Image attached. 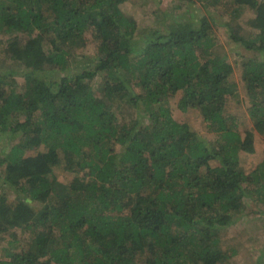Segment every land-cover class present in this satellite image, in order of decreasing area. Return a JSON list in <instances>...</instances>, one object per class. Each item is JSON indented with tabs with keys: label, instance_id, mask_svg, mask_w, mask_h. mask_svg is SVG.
<instances>
[{
	"label": "trees",
	"instance_id": "trees-1",
	"mask_svg": "<svg viewBox=\"0 0 264 264\" xmlns=\"http://www.w3.org/2000/svg\"><path fill=\"white\" fill-rule=\"evenodd\" d=\"M200 1L151 0L141 27L131 0H0V264H221L245 198L264 222V153L241 160L264 142V0Z\"/></svg>",
	"mask_w": 264,
	"mask_h": 264
},
{
	"label": "rangeland",
	"instance_id": "rangeland-1",
	"mask_svg": "<svg viewBox=\"0 0 264 264\" xmlns=\"http://www.w3.org/2000/svg\"><path fill=\"white\" fill-rule=\"evenodd\" d=\"M172 0H162V6L168 7ZM132 3L129 6H132V13L136 15L137 19L142 24L141 27L148 25L151 23V9H153V4L150 1L145 0H131ZM201 1L195 0V3H189L187 6L182 8H178L174 11V13H170V16H175L177 19H197L203 15V9L201 7ZM213 12V11H212ZM253 12H247L240 19L243 21L245 28H250L249 19L253 16ZM154 24V22H152ZM215 31L220 38L221 43L223 44L226 51H229L230 60L235 59V50L239 49V46L227 45V37L224 24L217 23L215 26ZM94 44H91L86 49L85 53L92 54L94 52ZM88 54V55H89ZM0 63L4 65V67H13L15 64L11 60L2 61ZM8 63L11 66L6 65ZM237 99L232 100V104L229 106V111L238 113L244 124L242 127L246 125H251L249 115L245 110V107L240 103L236 102ZM238 103V104H237ZM173 104V110L175 116L179 120L188 121L194 128L199 130L200 132L210 135L207 133L204 125L201 122L200 117L197 112L191 110L187 113L181 112L176 106V100L173 99L171 102ZM257 153L251 155H242L241 160L244 165L251 164V162L258 161L263 156V148L264 142L259 140L257 143ZM248 166V165H246ZM62 177V175H61ZM250 199L245 198V209L248 208V213L241 212L239 214V218L232 222L229 226L222 228L220 236L221 242L229 249H235L236 253L232 258L227 261H223L221 264H264V222L261 219L260 214L254 209L255 205L250 204ZM248 206V207H247Z\"/></svg>",
	"mask_w": 264,
	"mask_h": 264
}]
</instances>
